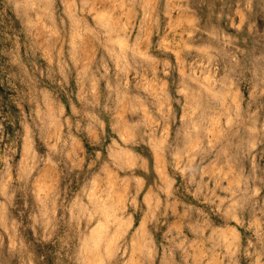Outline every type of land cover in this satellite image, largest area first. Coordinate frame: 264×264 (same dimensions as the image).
Instances as JSON below:
<instances>
[{
  "label": "rangeland",
  "instance_id": "374dc122",
  "mask_svg": "<svg viewBox=\"0 0 264 264\" xmlns=\"http://www.w3.org/2000/svg\"><path fill=\"white\" fill-rule=\"evenodd\" d=\"M253 230L264 0H0V264H247Z\"/></svg>",
  "mask_w": 264,
  "mask_h": 264
},
{
  "label": "crops",
  "instance_id": "0c3cea01",
  "mask_svg": "<svg viewBox=\"0 0 264 264\" xmlns=\"http://www.w3.org/2000/svg\"><path fill=\"white\" fill-rule=\"evenodd\" d=\"M239 234L241 236L240 232ZM240 241L242 248L244 246L243 254L239 253L241 262H243L242 257H244V259L247 257V259L244 260V262H247V264H264V251L258 250V247L260 246L264 248V230H261L260 233L257 230H253L252 233H250L245 239V243H243V240L241 239ZM238 263L240 264V261H238Z\"/></svg>",
  "mask_w": 264,
  "mask_h": 264
},
{
  "label": "bare ground",
  "instance_id": "6f19581e",
  "mask_svg": "<svg viewBox=\"0 0 264 264\" xmlns=\"http://www.w3.org/2000/svg\"><path fill=\"white\" fill-rule=\"evenodd\" d=\"M134 11V10H133ZM110 18V17H109ZM105 20V19H104ZM81 40V39H80ZM90 48V47H89ZM192 92V91H191ZM214 110V109H213ZM253 122V121H252ZM207 126V125H206ZM127 128V127H126ZM203 131V130H202ZM189 139V138H188ZM203 139V138H202ZM189 147V146H188ZM196 151V150H195ZM120 155V154H119ZM214 166V165H213ZM219 170V169H218ZM114 176V175H113ZM161 177V176H160ZM219 181V180H218ZM238 184V183H237ZM111 217V216H110ZM111 223V222H110ZM200 223V222H199ZM100 234V233H99ZM223 234V233H222ZM94 235V234H93ZM210 238V237H209ZM212 241V240H211ZM219 241V240H218ZM110 242H111V240H110ZM149 242V241H148ZM231 242V241H230ZM92 243V242H91ZM133 244V243H132ZM197 244V243H196ZM197 246V245H196ZM195 247V246H194ZM143 249V248H142ZM219 251V250H218ZM94 257V256H93ZM95 257H97V256H95ZM98 258V257H97ZM99 259V258H98ZM232 260V259H231ZM82 262H83V260H82ZM85 262V261H84ZM96 262V261H95ZM132 263V262H131ZM159 264V263H158Z\"/></svg>",
  "mask_w": 264,
  "mask_h": 264
}]
</instances>
